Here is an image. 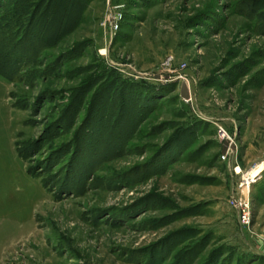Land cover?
<instances>
[{
	"label": "rangeland",
	"instance_id": "obj_1",
	"mask_svg": "<svg viewBox=\"0 0 264 264\" xmlns=\"http://www.w3.org/2000/svg\"><path fill=\"white\" fill-rule=\"evenodd\" d=\"M0 69V264H264V0H0Z\"/></svg>",
	"mask_w": 264,
	"mask_h": 264
},
{
	"label": "water",
	"instance_id": "obj_2",
	"mask_svg": "<svg viewBox=\"0 0 264 264\" xmlns=\"http://www.w3.org/2000/svg\"><path fill=\"white\" fill-rule=\"evenodd\" d=\"M179 95L182 99L188 102L190 98V93L189 89L184 81L181 82L180 88H179ZM235 147L234 145V140H224L222 147H221V152L222 154H227L230 150H233Z\"/></svg>",
	"mask_w": 264,
	"mask_h": 264
},
{
	"label": "bare ground",
	"instance_id": "obj_3",
	"mask_svg": "<svg viewBox=\"0 0 264 264\" xmlns=\"http://www.w3.org/2000/svg\"><path fill=\"white\" fill-rule=\"evenodd\" d=\"M224 136H226L225 138L223 137L225 140L231 141V139L228 138V136L226 135V133L224 134ZM223 138H222V140H223ZM234 172H235V174H238L240 172L239 171V168L237 167ZM260 172H261V166L260 165H257L255 167H252L247 173H244L242 175V179H241L242 182H243L242 185L243 186L249 185L251 183V181H254L255 177L257 175H259Z\"/></svg>",
	"mask_w": 264,
	"mask_h": 264
},
{
	"label": "built area",
	"instance_id": "obj_4",
	"mask_svg": "<svg viewBox=\"0 0 264 264\" xmlns=\"http://www.w3.org/2000/svg\"><path fill=\"white\" fill-rule=\"evenodd\" d=\"M108 21H109V25L112 27H115V28H117V23H116V21H117V14L116 13H114V15H112L111 14V16L109 15V17H108ZM224 134H225V132H223L222 134H221V138H223L224 137ZM224 156L226 155V154H223ZM252 182V181H251ZM245 219V216L244 215H242V220H244Z\"/></svg>",
	"mask_w": 264,
	"mask_h": 264
},
{
	"label": "trees",
	"instance_id": "obj_5",
	"mask_svg": "<svg viewBox=\"0 0 264 264\" xmlns=\"http://www.w3.org/2000/svg\"><path fill=\"white\" fill-rule=\"evenodd\" d=\"M0 73H3L5 76H7L10 80H12V76L9 75L8 72H4L2 69H0ZM11 77V78H10Z\"/></svg>",
	"mask_w": 264,
	"mask_h": 264
}]
</instances>
